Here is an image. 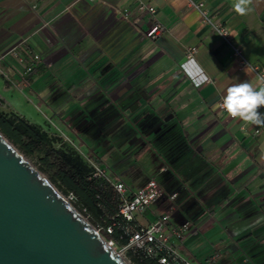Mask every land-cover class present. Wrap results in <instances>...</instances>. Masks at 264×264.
I'll return each mask as SVG.
<instances>
[{
  "label": "crops",
  "instance_id": "obj_1",
  "mask_svg": "<svg viewBox=\"0 0 264 264\" xmlns=\"http://www.w3.org/2000/svg\"><path fill=\"white\" fill-rule=\"evenodd\" d=\"M139 1L155 13L138 11ZM202 1L264 69V0L244 16L232 0ZM153 22L164 27L154 38L146 35ZM0 79L2 92L32 104L43 130L82 158L96 154L113 180L131 191L156 180L164 197L140 225L174 194L171 223L190 224L183 258L264 264V126L255 134L257 125L218 108L228 87L258 79L236 68L185 0H0Z\"/></svg>",
  "mask_w": 264,
  "mask_h": 264
},
{
  "label": "water",
  "instance_id": "obj_2",
  "mask_svg": "<svg viewBox=\"0 0 264 264\" xmlns=\"http://www.w3.org/2000/svg\"><path fill=\"white\" fill-rule=\"evenodd\" d=\"M0 264H129L1 132Z\"/></svg>",
  "mask_w": 264,
  "mask_h": 264
},
{
  "label": "built area",
  "instance_id": "obj_3",
  "mask_svg": "<svg viewBox=\"0 0 264 264\" xmlns=\"http://www.w3.org/2000/svg\"><path fill=\"white\" fill-rule=\"evenodd\" d=\"M185 2L199 12L200 22L215 32L229 47L238 70L250 69L256 74L258 80L259 77L264 76V69L247 60L242 48L233 42L229 27L217 18L204 1L185 0ZM137 9L140 12L151 15L155 13V8L143 1L138 2ZM122 15L126 17L127 12H122ZM163 32L164 27L158 22H153L147 30L146 35L154 38ZM193 53L194 50L188 48L186 55L187 57H191ZM38 61L39 56L34 55L33 62L35 63ZM32 67L33 65H29L26 71H31ZM221 101L222 98L218 102V108L228 116L220 106ZM228 117L233 119L230 116ZM263 126L264 125H257L254 133L258 134ZM88 164L93 169L92 177L105 181L115 192L119 202L118 216L125 222L133 224V227H126L119 237L120 240L123 239V237L126 238L125 244L118 245L117 241L113 239H105L115 252L123 257L129 264H134L128 257L129 253L145 259H154L158 264H193L190 260L183 258L178 251V246L182 244L190 234L187 233L190 224L189 222H185L180 226H176L171 223L170 219L175 211L174 194L168 197L169 203L166 211L147 225L142 226L138 223L137 218L142 216L149 206L164 197L156 180L150 178L144 185L131 191L123 182L113 180L109 176L107 168L98 166L93 161H89ZM73 198L74 196L69 193L68 199L71 200ZM114 227L115 222L106 227L94 228L100 235H102L101 232L111 235L114 231Z\"/></svg>",
  "mask_w": 264,
  "mask_h": 264
},
{
  "label": "trees",
  "instance_id": "obj_4",
  "mask_svg": "<svg viewBox=\"0 0 264 264\" xmlns=\"http://www.w3.org/2000/svg\"><path fill=\"white\" fill-rule=\"evenodd\" d=\"M0 132L25 157L41 154L39 170L47 172L49 180L63 194L74 196L80 211L93 222L94 227H106L115 222L111 235L101 232L106 240L113 239L118 245L126 243V238L120 240L119 237L126 227H133V224L118 216L119 202L112 187L101 179L93 178L92 167L76 151L55 147L61 142L59 137L50 135L39 125L15 113L1 109ZM88 158L96 165L102 164L93 152H88ZM128 257L134 264H158L154 259L132 253Z\"/></svg>",
  "mask_w": 264,
  "mask_h": 264
},
{
  "label": "clouds",
  "instance_id": "obj_5",
  "mask_svg": "<svg viewBox=\"0 0 264 264\" xmlns=\"http://www.w3.org/2000/svg\"><path fill=\"white\" fill-rule=\"evenodd\" d=\"M253 4L254 0H232L231 8L244 16L253 11ZM220 106L233 119L250 125H264V112L260 111L264 108V76L259 77L255 86L245 80L228 87Z\"/></svg>",
  "mask_w": 264,
  "mask_h": 264
},
{
  "label": "rangeland",
  "instance_id": "obj_6",
  "mask_svg": "<svg viewBox=\"0 0 264 264\" xmlns=\"http://www.w3.org/2000/svg\"><path fill=\"white\" fill-rule=\"evenodd\" d=\"M2 86H3V82L0 79V94L6 99V101L10 104V111H14L17 112L21 115H24L27 119H29L31 122H34L38 125H43L42 123V117L37 113V111L33 108L32 104H30L29 102H27V100L21 96V95H15V94H8V93H4L2 92ZM0 109L3 110L4 112H8L9 108L7 109L6 105L4 102L0 103ZM63 142V141H62ZM60 142V143H56L55 147H63L66 149H71L74 150V147L68 142ZM62 143V144H61ZM85 150H87L86 147H84ZM40 155H34V156H30V157H26V159L37 169H40V164H39V157ZM87 154L83 157L84 160L88 163V157H86ZM43 176H45L48 180H49V174L47 172L41 171L39 170ZM50 181V180H49ZM51 182V181H50ZM52 183V182H51ZM54 185V184H53ZM54 187L56 188V186L54 185ZM57 189V188H56ZM59 191V193L61 195H63L66 199H68L69 194H63L59 189H57ZM68 201L73 204L76 205L75 207L77 208V210L83 215V217H85L87 219V221H89V223H91L92 226H94L91 222V220L89 218L86 217L85 214L82 213V211H80L79 209V204L75 201V198L73 199H68ZM149 210L146 209L144 211V215L148 214Z\"/></svg>",
  "mask_w": 264,
  "mask_h": 264
}]
</instances>
